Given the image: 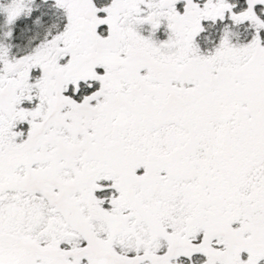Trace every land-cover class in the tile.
<instances>
[{
    "label": "snow or ice",
    "instance_id": "1",
    "mask_svg": "<svg viewBox=\"0 0 264 264\" xmlns=\"http://www.w3.org/2000/svg\"><path fill=\"white\" fill-rule=\"evenodd\" d=\"M0 264H264V0H0Z\"/></svg>",
    "mask_w": 264,
    "mask_h": 264
}]
</instances>
